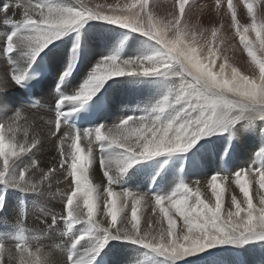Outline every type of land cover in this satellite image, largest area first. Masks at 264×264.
Instances as JSON below:
<instances>
[{
    "label": "snow or ice",
    "instance_id": "obj_1",
    "mask_svg": "<svg viewBox=\"0 0 264 264\" xmlns=\"http://www.w3.org/2000/svg\"><path fill=\"white\" fill-rule=\"evenodd\" d=\"M251 18V30L264 53V19L257 23L254 15V0H241ZM77 7H60L46 0H15L16 8H23L22 19L16 30L5 39L4 54L23 47L35 59L50 43L59 39L70 29L88 20H101L138 32L158 45L149 55L121 59L118 55L103 57L90 70L87 78L74 94L61 96L56 101L54 121L47 124L48 136L56 137L59 151L58 163L41 168L37 161L22 168L18 174L8 177L10 162L30 153L40 142L39 134L29 138L28 130L20 123L24 109L13 111L0 119V183H7L24 192H38L58 196L64 205L63 215L53 217L65 223L64 235H69L76 224H86L80 234L71 237L70 249L65 256L53 259L50 251L35 247L23 239L8 245L0 242V264H92L95 254L110 240L123 239L150 250L164 264L195 255L216 245L264 240V195H259L255 205L251 185L254 182L264 190V169L249 166L229 176L213 175L207 181L210 199L201 191L200 181L195 187L184 182L176 185L166 196H150L128 190L113 188V172L124 173L133 164L162 154L186 151L203 135L224 132L241 119L264 121V58H257L253 42H245V35L237 27V34L252 64L259 75H245L228 62L226 56L217 54L213 43L205 41L207 56L201 52L197 33L182 19L192 5L189 0H174V10L168 18H157L152 12L150 0H128L123 5H90L85 0H76ZM220 0H217V5ZM7 7V6H6ZM232 24L237 26V17L232 0H228ZM264 15V13H262ZM249 25H244V33ZM217 30L212 29L215 40ZM78 45H74V50ZM219 60L223 62L218 63ZM71 65L61 74V81L70 74ZM167 76L178 77L175 87L169 89L143 115L120 119L112 126L98 125L83 131H64L57 137L64 117L71 110H62L64 105L82 104L99 91L103 83L121 76ZM25 80L24 70H7L0 75V91L11 84L21 85ZM58 84V88H59ZM232 97V98H229ZM264 130V129H262ZM23 131V137L18 133ZM71 141L65 147V141ZM58 141V143H57ZM85 143L86 147L81 144ZM115 149V152L99 158V168L107 183L103 193L99 185L91 182L93 145ZM264 151V149H262ZM67 165V167H65ZM63 171L71 177L69 192L46 193L52 187V179ZM38 173V175H37ZM219 181V182H218ZM59 183V179H57ZM228 183L235 184L242 194L240 200L231 196V207H226L222 193ZM103 201V211L110 221L107 227L100 223L97 212ZM131 205V216L125 209ZM151 203L153 213L159 211L153 229V220L147 218L148 228L140 225L138 207ZM2 206V205H0ZM179 217L183 223L176 231ZM164 222L167 228L163 227ZM118 223L120 226H118ZM82 240L93 241L90 247L74 251Z\"/></svg>",
    "mask_w": 264,
    "mask_h": 264
},
{
    "label": "bare ground",
    "instance_id": "obj_2",
    "mask_svg": "<svg viewBox=\"0 0 264 264\" xmlns=\"http://www.w3.org/2000/svg\"><path fill=\"white\" fill-rule=\"evenodd\" d=\"M48 1H51L60 7L78 6L76 0ZM197 1L200 6L196 5L194 10L191 9L193 12L189 14L187 13L182 19L191 29L196 31V39L199 42V45L203 46L201 47L202 55L207 56V52L205 51L207 45L205 41H208L213 43L214 47L217 49V54L219 53L221 56H226L229 64L237 66L238 70L241 72H244L246 75L251 74V71L253 70L258 72V69L255 68L251 60L242 62L237 61L230 56V51L236 50L237 47H239L237 45V47L235 46L238 39L236 38L237 40L234 45L231 44V39L228 38L229 32L226 33L229 20L223 19L216 12L215 9L218 7L215 8L214 0ZM85 2L93 6L96 4H112L115 6L123 5L127 3L128 0H85ZM189 3L191 4L190 0ZM3 4L4 0H1L0 27L7 22L15 23L17 26L18 22L23 17L24 9L16 8L13 10L10 5L5 10H2ZM13 4H15V0H12V5ZM173 10L174 3L163 0V6L159 10L160 16H156L154 12L153 14L157 18H168L169 13ZM202 13L211 15L212 22L215 19L212 24L213 28L218 32L215 40L212 38L211 27H207L208 25L205 23L203 27L193 23L192 18H196ZM222 13L224 14V12ZM230 23L232 24V22ZM94 38L100 40L99 45L95 49L92 46L95 43ZM249 38L250 39L247 38V42L254 41V48L259 47V42L256 41L255 35H249ZM74 45H78L75 50ZM157 49L158 45L154 41L138 32H132L118 25L110 24L101 20H88L82 25L66 31L64 35L50 43L42 52H47V59L51 64L53 73L56 74L63 68L68 58V52L72 50V68L76 64L78 68L72 79L63 85L65 94L71 95L74 94V91L78 89L81 83L87 78L93 66L103 57L118 55L121 59H130L149 55ZM257 50L258 48H256V51ZM238 51L241 52L240 50ZM243 54L242 50L241 55ZM257 55L259 54L257 53ZM259 57H264V53L261 52ZM31 59L32 58L26 49L22 46L17 47L8 59L4 57L0 58V75L5 74V69L24 70ZM9 60L14 61L15 64L11 66ZM177 80L178 77L172 75L147 77L121 76L110 78L99 88V91L104 88L107 89L105 97L107 98L108 104L105 113L101 115L97 124L93 125L91 128L94 129L101 122L104 126H112L128 115L139 116L145 114L147 109L169 92V89L175 87ZM47 81V79L43 81L40 92V95L45 102L47 100L52 101L56 98V95L52 91L51 84ZM99 91H97L96 94H98ZM0 92H3V94L0 95V119L7 117L8 114H12L13 111L16 110L15 108L19 106V109H24L20 123L23 129L28 130L29 138L35 134H39V136L45 135V131L41 127L42 125L47 126L46 122L49 119L54 121L55 116L53 111L51 112L52 109H33L27 105H23L19 101V92L15 84H11L5 91ZM2 97L6 99V102L2 100ZM79 105L80 104H68L64 107L66 110H71ZM91 128L89 130H91ZM65 130H67V128L62 125L61 131L57 133V137L62 136ZM17 135L22 138L23 131H20ZM47 140L49 145L51 144L50 142H52L53 151L49 152L39 143L30 153L22 155L10 162L7 176L11 177L12 175L18 174L19 170L17 167H26L32 163L33 160L37 161L38 165L45 170L47 169L45 168L46 166H50L54 162L58 163L59 157L55 154H58L59 151L56 143H53L57 138L52 137ZM70 143L71 141L66 140L64 146L67 147ZM198 145H200L199 148ZM81 146L86 147V144L82 142ZM98 147L99 146L96 144L93 145V163L90 179L93 184L100 186L99 190L103 193V187L107 181L105 180L104 174L100 171L99 158L101 156H107L116 150L105 148V153L102 154L103 151H98ZM248 149L249 151H247ZM262 149H264L262 121L241 119L224 132H211L207 136H203L186 151L162 154L133 164L124 173H120L122 176L120 187L118 188L115 185L112 186L117 191L128 190L133 193L147 194L150 196H166L172 192L176 185L181 181L193 187L196 186L193 183L194 181H200L201 184L199 186L201 191L210 199H213L211 197V191L207 186L208 179L215 173L216 175H231L230 171L236 169H232L233 166H236L237 168L241 167L242 169H246L248 166L264 169V151H262ZM96 153L100 155L98 156L99 158L96 156ZM157 164H162V169H154ZM180 165L183 168V175H180V172L177 171ZM65 167H67V165H65ZM176 172L179 174L180 178L177 177ZM152 175L158 176L151 192L149 191V182ZM65 176L66 174L62 170L58 172L57 176L52 179V187L48 189L45 185L46 193L51 192L55 194L58 191L62 193L69 192L72 186L71 178L70 176L65 178ZM173 176L175 177L172 179ZM57 179H59V183H57ZM169 179L170 181L168 182ZM156 184H159L161 188L167 186L166 190H156ZM222 187H224L222 196L226 207H231L232 195H236L240 200L243 199L242 194L239 192V189L235 184L228 183L227 186L222 185ZM3 188H6V193L0 199V205H2L0 206V233L2 234L0 236V242H4L8 245L16 243L15 241L10 240L8 233L12 231L14 226L24 224L27 234V240L25 242L32 246L40 247L45 251H50L53 259H59L60 257L65 256L69 251L71 237L80 234L87 227V225L83 223L76 224L69 235H64L65 223L62 220L57 219L55 224H53L52 219L55 216L63 215L64 212L63 202L58 196L54 198L51 195H45L43 193L24 192L7 183H0V192ZM251 188L253 202L255 205L259 206V197L257 193H259V195H264V190H260L259 186L254 182L252 183ZM20 192H24L27 198V213L25 218L21 215L22 210H19L18 206ZM151 208V203L146 206L141 205L138 207L140 225L142 228H148L147 218L149 217L153 220V229L158 227L155 224V220L159 215V211L157 209V212L153 213ZM125 212L130 219V203L125 209ZM96 215L100 223L107 227L110 217H108L103 211L102 200L100 202V210ZM173 218L177 221L176 231L180 232L183 228V223L179 217L174 216ZM118 226H120L119 223ZM163 227L167 228L166 222H164ZM253 241H244L246 243L243 244L241 248H236V244L242 243L238 241L224 243L229 244L228 248L225 249H220V246L224 245L220 244L211 250L205 249L195 255H190L178 261L177 264H210V262H212V264H237L236 262L238 261V258L236 254L239 253V250L243 253L242 259L245 260L244 264H264V240L261 241V239H257L256 241ZM92 243L93 241L91 240H82L75 246L74 251H82L84 248L90 247ZM212 250L217 251L215 261H213V258L206 255ZM100 252H105L107 254L109 264H164L163 260L150 250L123 239L108 241L99 253Z\"/></svg>",
    "mask_w": 264,
    "mask_h": 264
},
{
    "label": "rangeland",
    "instance_id": "obj_3",
    "mask_svg": "<svg viewBox=\"0 0 264 264\" xmlns=\"http://www.w3.org/2000/svg\"><path fill=\"white\" fill-rule=\"evenodd\" d=\"M1 1V0H0ZM12 1V0H11ZM167 2H170V3H174V1H172V0H166ZM191 1V5H192V10H194V8L196 7V5H198V6H200V4H199V2L197 1V0H190ZM46 2L47 3H50V4H53V5H55L54 3H52L51 1H48V0H46ZM214 2H215V8H217V9H215L216 10V12L223 18V19H226V20H229V23L227 24V29H226V33H228V38L229 39H231L230 40V42H231V44L232 45H234V43H236L235 41L237 40V43L235 44V46L237 45V46H239V47H237V49L238 50H240L241 52H242V50H243V55H241V52H239L237 49L236 50H233V51H230V56H232L234 59H236L237 61H242V62H246V61H250L251 59H250V57H248V55H247V52H245L244 50V48H243V45H242V43L240 44V36H238V34H237V30H236V28L237 27H239L240 28V31H241V33L242 34H244L245 35V42H247L246 40H247V38L248 39H250L249 38V35H255V33L253 34V32H252V30H251V27H250V25H251V22H252V20H251V18L248 16V14H247V10L243 7V3L241 2V0H232V4H233V6H234V11H235V13H236V17H237V26H232V24L230 23V22H232V14L228 11V0H220V4L219 5H216L217 4V0H214ZM150 3H153V8H152V12H154L155 14H156V16H160V13H159V10L162 8V6H163V0H150ZM12 7H11V9H16V7H15V4H13V5H11ZM56 6H58V5H56ZM62 7H64V6H62ZM188 10V6L186 5V10H187V13L189 14V13H191V12H193L192 10ZM222 12H224V14L222 13ZM222 13V14H221ZM262 13H264V0H254V15L256 16V19H257V23L259 24L260 23V21L262 20V19H264V15H262ZM192 20H193V23H196L198 26H200V27H203V25H204V23L205 24H207L208 26L207 27H211L212 29H213V26H212V24L214 23V21H215V19H214V21L212 22L211 20H212V18H211V15H209V14H205V13H202L201 15H199V16H197L196 18L194 17V18H192ZM241 20V21H240ZM239 23V24H238ZM231 24V25H230ZM244 25H249V28H248V32L247 33H244V31H243V27H244ZM232 28V30H231V28ZM229 30V31H228ZM233 31V32H232ZM218 33V32H217ZM216 33V35H218ZM225 35V34H224ZM231 35H233V36H231ZM232 37V38H230V37ZM236 36V37H235ZM246 36H248V37H246ZM239 37V38H238ZM233 38H235V39H233ZM237 38V39H236ZM95 39V43H94V45H92L93 46V48L95 49L98 45H99V43H100V40H98L97 38H94ZM227 43H229V42H227ZM253 43H254V41H253ZM253 43H252V47L254 48V45H253ZM228 46H230V45H228ZM255 46H257V45H255ZM256 48H258V50H259V48H260V45H259V47H256ZM256 48H254L255 50H256ZM256 51V55H257V53L260 55V53H261V51ZM206 52H207V49L205 50ZM218 55H221V54H219L218 53ZM259 55H257V58H260L259 57ZM223 56V55H222ZM261 58H264V57H261ZM220 62H223L222 60H219L218 61V63H220ZM233 65V64H232ZM234 67H236L237 69H238V67L237 66H234ZM17 70V69H16ZM240 71V70H239ZM241 72V71H240ZM252 73L251 74H249V76L250 75H256V76H258L259 75V72H255L254 70L253 71H251ZM242 73H244V72H242ZM258 73V74H257ZM245 74V73H244ZM246 75V74H245ZM140 84V83H139ZM3 94V92H0V95H2ZM229 98H232V97H229ZM2 100L4 101V102H6V99L4 98V97H2ZM16 110L17 109H19V107L17 106L16 108H15ZM43 110H51V108H42ZM51 112H52V110H51ZM11 114H8V116H10ZM130 115H128L127 117H129ZM28 123V122H27ZM103 123L101 122L100 124H98V125H102ZM41 128H43V130L45 131V135H40V139H41V142H40V144H42L43 146H44V148L46 149V150H48L49 152H51V151H53V144H52V142H50L51 144L49 145L48 143H47V139H49L50 137L48 136V129H47V126L46 125H42V127ZM92 129V128H91ZM262 129H264V121H262ZM83 130V129H82ZM262 133H263V141H264V130H262ZM203 136H207V135H203ZM203 136H201V138L203 137ZM200 138V139H201ZM205 138V137H204ZM197 141H199V139L197 140ZM196 141V142H197ZM195 142V143H196ZM194 144V143H193ZM200 147V145H198V148ZM97 150L99 151L100 150V148L98 147L97 148ZM247 151H249V149L247 150ZM105 153V151L103 150V152H102V154H104ZM264 154V153H263ZM56 156H58L59 157V153L58 154H55ZM96 156L98 157V156H100V155H98L97 153H96ZM51 158H52V156H51ZM99 158V157H98ZM162 164H157L156 165V167H154V169H156V168H160V169H162ZM48 166H46L45 168H47ZM249 167V166H248ZM22 168H24V167H22ZM21 167H17V169L20 171L21 169H22ZM233 168H236V169H234L235 171H237V169L238 170H240V169H242L241 167H232V169ZM47 170V169H46ZM182 170H183V168H182V166L180 165L179 167H178V169H177V171H179L180 172V175H183V172H182ZM234 170H232V171H230V173L232 174V173H234L235 171ZM176 175H177V177H179L180 178V176H179V174L176 172ZM214 175H216V173L214 174ZM13 176V175H12ZM175 176H173L172 177V179L174 178ZM65 178H67V175L65 176ZM71 178V177H70ZM121 178H122V176L120 175V173H118V172H114V174H113V180H114V184L113 185H115L116 187H120V181H121ZM170 181V179L168 180V182ZM71 184H72V181H71ZM168 185V184H167ZM167 187V186H166ZM166 187H164V188H161L160 187V185L159 184H156V190H158V191H163V190H166ZM149 191H151L152 192V190H149ZM50 212V211H49ZM52 213V212H51ZM64 238H65V236H64ZM256 241L257 239H249V240H247V241ZM253 241V242H254ZM262 241V240H261ZM238 242H242L241 244L240 243H238V244H236V248H241L242 247V245L243 244H245L246 242H244L243 240H241V241H238ZM228 245L229 244H224V245H222V246H220V249H225V248H228ZM239 246V247H238ZM71 247V246H70ZM215 247H217V245L216 246H214V247H211V248H208L207 250H211L212 248H215ZM221 247H224V248H221ZM216 254H217V251L216 250H212L211 252H209V253H207L206 255L207 256H209L210 258H213L214 260L213 261H215V256H216ZM236 256H237V258H238V261L236 262L237 264H238V262H239V264H244L245 263V260L244 259H242V256H243V253L239 250V253H237L236 254ZM242 260V261H241ZM135 264V263H134ZM210 264H212V262H210Z\"/></svg>",
    "mask_w": 264,
    "mask_h": 264
}]
</instances>
